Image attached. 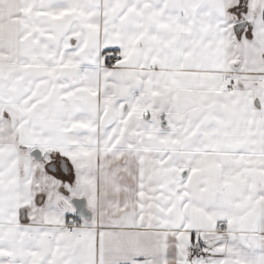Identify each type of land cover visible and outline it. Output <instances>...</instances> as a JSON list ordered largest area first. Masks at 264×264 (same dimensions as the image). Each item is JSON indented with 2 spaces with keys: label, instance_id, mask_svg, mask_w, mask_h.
<instances>
[{
  "label": "snow or ice",
  "instance_id": "snow-or-ice-1",
  "mask_svg": "<svg viewBox=\"0 0 264 264\" xmlns=\"http://www.w3.org/2000/svg\"><path fill=\"white\" fill-rule=\"evenodd\" d=\"M0 264H264V0H0Z\"/></svg>",
  "mask_w": 264,
  "mask_h": 264
}]
</instances>
